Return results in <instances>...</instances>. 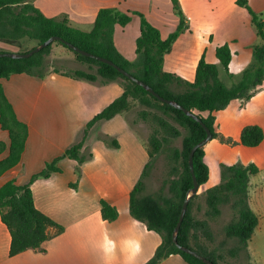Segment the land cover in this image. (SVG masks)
Wrapping results in <instances>:
<instances>
[{"label": "crops", "instance_id": "crops-1", "mask_svg": "<svg viewBox=\"0 0 264 264\" xmlns=\"http://www.w3.org/2000/svg\"><path fill=\"white\" fill-rule=\"evenodd\" d=\"M177 2L184 30L164 56V71L193 82L197 64L204 57L207 63L218 66L219 78L223 81L225 74L215 50L227 43L231 51L229 73L237 84L243 71L253 62V47L263 43L245 9L238 7L236 0ZM248 3L262 16L264 0H248ZM31 4L45 17L66 19L69 25L84 31L91 29L100 9L118 11L121 7L119 0H32ZM132 4L150 11L145 19L159 30L162 40L177 29L178 15L172 23L164 21L156 5L158 0H132ZM122 11L128 14L127 8ZM261 19L264 22V18ZM137 23L134 18L121 27L125 31L116 29L118 25L114 28V46L127 60L135 58V40L140 35V21ZM128 29L130 36H127ZM4 46L9 44L0 41V51L14 52ZM233 81L224 83L230 87ZM0 85L18 120L28 129L21 160L0 176V187L11 180L21 186L30 184L35 208L63 227L60 234L50 230L52 237L40 250H27L10 257V234L0 218V264H145L150 260L161 244V237L134 219L129 211V194L149 160L145 140L131 128L126 113L95 123L85 135L86 124L121 95L120 86L74 80L52 70L42 79L12 74L0 79ZM263 95L264 79L249 100L235 99L236 107L232 100L227 108L213 114L215 133L234 139L236 145H223L216 139L206 144L204 162L208 169L207 146L226 154L231 164L240 157L243 165L255 164L258 168L259 162L249 154L260 148L264 138L253 148L241 145L239 138L243 127L249 124L263 130L251 112L252 104ZM83 138L82 153H91L89 160L78 165L76 161L62 157ZM110 140H115L118 147L110 146ZM0 143L6 146L0 155L2 160L8 155L9 136L1 127ZM57 158H60L56 163L59 172L30 183L33 175ZM205 184L197 193L213 187L205 189ZM101 200L116 208L118 215L114 221L101 218ZM251 242L252 237L248 244ZM158 264L187 263L178 255H170Z\"/></svg>", "mask_w": 264, "mask_h": 264}, {"label": "trees", "instance_id": "trees-1", "mask_svg": "<svg viewBox=\"0 0 264 264\" xmlns=\"http://www.w3.org/2000/svg\"><path fill=\"white\" fill-rule=\"evenodd\" d=\"M31 1L0 0L1 42L17 44L19 39L27 38L35 41L37 46L48 38L56 36L83 51L106 58L147 84L164 99L176 102L199 117L210 130L212 139H215L217 135L213 114L227 108L232 100L250 99L249 91L262 84L264 78V22L261 16L250 7L248 0H236V5L245 9L250 16L257 36L263 43L253 47V62L243 71L240 81L230 87L219 78L218 66L207 63L204 57L197 64L193 82L164 71V56L170 52L173 43L184 30L183 16L177 0H171V2L177 12L179 25L175 32L165 40L161 39L157 28L139 15L140 35L135 40V58L132 61L124 58L113 43L115 26L125 27L131 22V15L121 14L115 9H100L91 29L84 31L72 27L66 19L57 20L45 17L31 4ZM56 43L70 50L63 43L59 41ZM52 44L29 58H0V79L8 78L12 74L44 78L51 71L48 56ZM73 54L78 61L94 65L96 73L75 71L72 74H63L55 69H52V72L74 80L89 82L99 78L104 84L116 83L122 89L119 97L86 124L85 135L95 123L126 113L131 101L137 102L140 107L138 118L148 126L149 136L146 140V148L149 160L129 194L131 216L144 223L149 231L161 237V244L155 250L153 257L145 264H158L170 255L180 256L187 264H204L193 256L178 250L172 242V234L182 204L188 191L193 187L189 169V153L195 144L206 137L204 128L181 110L160 103L150 93L125 78L113 67L75 52ZM215 55L222 72L232 79L228 68L231 61L228 44L218 46ZM0 127L9 136L8 155L0 160L1 176L20 162L28 135L27 126L18 120L1 85ZM263 138L262 128L249 124L243 127L239 139L244 147L253 148L257 147ZM84 139L67 149L62 157L74 160L78 165L89 160L92 157L91 153H82ZM177 139L181 140L180 147L170 149L167 173L160 187L154 193L144 194L143 181L152 171L153 159L162 152L165 146ZM109 144L114 148L118 147L115 140H110ZM5 148L6 146L0 143V155ZM204 156V149L200 148L194 152L192 159L193 172L199 187L209 178V169L204 162ZM59 159L47 163L43 170L31 177L30 183L37 178H48L51 174L59 172L56 166ZM77 172H79L78 169ZM258 172L259 169L255 164L222 165L220 183L190 198L177 235L178 244L204 256L213 264H218L215 249H209L214 242L209 226L221 216L223 207H228L232 218L224 227V241L231 240L234 243L228 251V256L235 259L243 256L247 252L248 242L258 225V216L249 208L247 193L249 179ZM193 208L194 214H201V220L192 217ZM100 214L101 218L107 222L114 221L118 215L116 208L103 200L100 201ZM0 218L10 234V257L27 250H40L42 244L52 237L50 230H54L55 234L63 231L62 226L35 208L30 184L21 186L13 180L0 187ZM198 231H201V235L196 233ZM217 256L220 257V255Z\"/></svg>", "mask_w": 264, "mask_h": 264}, {"label": "rangeland", "instance_id": "rangeland-1", "mask_svg": "<svg viewBox=\"0 0 264 264\" xmlns=\"http://www.w3.org/2000/svg\"><path fill=\"white\" fill-rule=\"evenodd\" d=\"M156 5L160 8L161 15L164 16V21L172 23L175 17H177L176 11L174 10L171 0H158V4ZM119 6H121V11L118 10L119 13L126 14L125 11L122 10L124 8H127L128 14L131 15L132 19L136 18L138 23L140 21L139 15H142L144 18H146L145 15H148L150 12H148L146 8L144 9L143 7H135L132 4V0H127V2L126 0H119ZM261 18H264V12L262 13ZM122 28H119L118 26L116 27V29L118 30L125 31L122 30ZM126 32L127 36H130L131 30L128 29L126 30ZM122 36L126 37V35ZM35 46V41L28 40L27 38H21L18 40L17 44H9V46L4 47L5 49L10 51L24 52L32 49ZM48 62L51 70L55 69L63 74H72L75 71H83L91 74L96 73V67L94 65L78 61L75 58L73 52L64 48L56 42L51 45L50 54L48 56ZM229 80L231 79L226 76L223 77V82L225 81V83L228 84ZM82 81L89 82L86 80ZM90 83H95L96 85H105L99 78ZM258 87L259 86H256L255 88L251 89L249 93L253 94L255 89H257ZM243 100L245 101V99ZM247 100L249 99H246V101ZM232 105L233 107H236V105H238L237 100L232 101ZM251 108V112H253L255 120L263 126L264 130V95L260 97L258 101H255L252 104ZM139 110L140 107L138 106L137 102L131 101L130 108L126 112V117L131 128L135 129L146 142L147 137L149 136V129L147 124L138 118ZM215 139L223 145H236V141H234V139L230 137L226 138L223 135H216ZM180 141V139H177L176 141L171 142L169 145L163 148L162 152L158 156L153 159L152 171L143 181L145 184L144 194H151L158 190L162 180L165 178L167 173V159L168 155L170 154V149L179 148ZM206 151L207 156L205 160L209 165L210 175L207 184L203 186V188L205 189L206 187L219 184L221 180L222 165H243V161L240 157H237V161L235 164H231L232 161L229 159V157L226 154L221 153L219 150H213V148L207 146ZM249 155L255 156L253 160L259 162V172L249 179L247 188L249 208L255 215L259 216V224L252 236V242L247 246V252L239 258H230L228 256V251L234 246V243L231 240L224 241L223 230L224 227L229 224L232 218V213L228 207H223L221 216H219L215 221L211 222L209 226V230L213 234L214 239V242L211 244V246H209V249H215V258L218 264H264V142L256 152H252ZM247 157L248 155H246V158ZM191 215L195 219H202L201 214H194V208L191 211ZM196 233L198 235H201V231H198ZM221 242H223V244ZM217 255H220V257Z\"/></svg>", "mask_w": 264, "mask_h": 264}, {"label": "water", "instance_id": "water-1", "mask_svg": "<svg viewBox=\"0 0 264 264\" xmlns=\"http://www.w3.org/2000/svg\"><path fill=\"white\" fill-rule=\"evenodd\" d=\"M59 41L61 43H63L65 46H67L70 50H72L73 52L81 55V56H85L94 60H97L101 63H104L106 65H109L111 67H113L114 69H116L121 75H123L125 78H127L128 80H130L131 82L135 83L136 85L142 87L145 91H147L148 93H150L153 97H155L160 103L163 104H167L170 105L178 110H181L185 115L191 117L192 119H194L195 121H197L205 130L206 132V137L201 140L200 142H198L197 144H195L192 149L190 150L189 153V169H190V173H191V177H192V182H193V187L188 191L187 196L182 204L181 207V211L178 217V221L177 224L174 228L173 234H172V242L174 244V246L188 254L193 256L194 258L200 260L202 263L204 264H213L210 260H208L207 258H205L204 256L194 252L193 250L181 246L178 244L177 242V235L179 232V229L181 227L182 221L184 219V216L186 214L187 211V206L189 203L190 198L197 194L199 186L197 183V180L195 178L194 172H193V154L196 150L203 148L211 139H212V135L210 130L202 123V121L199 119V117H197L195 114L189 112L187 109L183 108L181 105L177 104L174 101L171 100H167L164 99L163 97H161L160 95H158L152 88H150L147 84H145L144 82H142L141 80L137 79L136 77H134L132 74H130L129 72L125 71L124 69H122L121 67L117 66L116 64H114L112 61L103 58V57H99V56H95L91 53H88L86 51H83L81 49H79L78 47L73 46L72 44H69L63 40H61L59 37L56 36H52L50 38H48L46 41H44L43 43L37 45L36 47L32 48L31 50L27 51V52H0V58L6 57V58H11V59H25V58H29L32 55L39 53L41 50H43L44 48H46L47 46H49L50 44H52L53 42Z\"/></svg>", "mask_w": 264, "mask_h": 264}]
</instances>
